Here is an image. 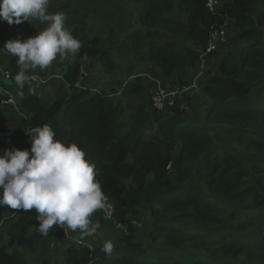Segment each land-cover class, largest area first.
Instances as JSON below:
<instances>
[{
    "label": "trees",
    "instance_id": "trees-1",
    "mask_svg": "<svg viewBox=\"0 0 264 264\" xmlns=\"http://www.w3.org/2000/svg\"><path fill=\"white\" fill-rule=\"evenodd\" d=\"M208 2L50 0L82 47L66 70L53 63L41 74L69 91L49 98L40 94L49 81L31 94L5 80L0 101L13 96L18 109H0V132L14 128L4 144L0 136V156L30 150L27 132L49 125L95 165L114 211L97 210L99 219L123 232L75 238L54 226L43 236L35 209L3 206L0 264H264V0H219L213 11ZM46 27L0 20V49ZM223 28L226 51L203 55ZM17 59L0 54V67L17 74ZM212 61L216 69L202 70ZM159 80L190 90L161 110ZM108 240L111 255L101 250Z\"/></svg>",
    "mask_w": 264,
    "mask_h": 264
},
{
    "label": "clouds",
    "instance_id": "clouds-1",
    "mask_svg": "<svg viewBox=\"0 0 264 264\" xmlns=\"http://www.w3.org/2000/svg\"><path fill=\"white\" fill-rule=\"evenodd\" d=\"M49 5L50 0H0V20L9 25L33 20L47 25L33 37L8 40L0 49V54L18 58L15 82L20 89L29 85L31 94H36L38 85L33 86L35 77L30 72L37 68L44 71L57 58L64 61L82 47L81 41L66 27V14L49 13ZM0 94L7 95L2 90ZM6 106L18 109V105ZM27 134L30 150L12 149L0 156V207L25 212L35 209L39 221L37 231L43 236L54 226L64 231L79 230L82 237L95 236L101 225L91 217L109 205L96 179L95 165L78 144H65L56 139V132L47 124L34 127ZM20 143L26 147V137ZM17 213L21 212L11 214ZM101 250L111 255L114 243L105 241Z\"/></svg>",
    "mask_w": 264,
    "mask_h": 264
},
{
    "label": "rangeland",
    "instance_id": "rangeland-1",
    "mask_svg": "<svg viewBox=\"0 0 264 264\" xmlns=\"http://www.w3.org/2000/svg\"><path fill=\"white\" fill-rule=\"evenodd\" d=\"M64 8H68L69 6L67 5V4H65L64 6H63ZM62 13L64 12V10H63V8L60 10ZM90 26H92V24L90 23ZM39 31H42V30H37V31H30L29 33L27 32V31H24V33H20V35H18V36H21V37H23L24 39H27V38H29V37H33V36H35V35H37L38 33L37 32H39ZM227 32H228V28H227ZM31 34V36H28V35H30ZM233 34H236L235 33V30L233 29ZM229 35L231 36L232 35V32L230 33V31H229ZM232 37V36H231ZM229 39H230V37H229ZM227 42V40L224 42V43H222V44H220V45H218V48H222V49H224V51H226V49H227V47L228 46H224L223 44H225ZM225 47V48H224ZM73 59H76V55H69V57H68V59H66V60H64V61H60L59 60V58H57V60L56 61H54L53 63H58V64H62L61 65V71H64V70H66V68H67V64H69ZM148 63L147 62H144L143 64H141V68H140V71H144V68L146 67V65H147ZM216 66H217V62H215V61H212V63L210 64V65H203L202 66V70L204 69H206V68H215L216 69ZM119 67H122L121 65H119ZM52 69V65L48 68L50 71H51V69ZM60 68V67H59ZM58 68V69H59ZM150 69V68H149ZM45 71V70H44ZM44 71H41L40 69H38V72L41 74V72H43V74H44ZM152 71V70H151ZM98 72V71H97ZM85 74H86V70H85ZM42 75V74H41ZM52 74H48V76H51ZM57 75V74H56ZM59 75V74H58ZM148 75H152V73H150V74H148ZM156 75H159V74H156ZM152 76H155V75H152ZM57 77V76H56ZM102 77L105 79V80H107V74H103L102 75ZM156 77H159V78H161L160 76H156ZM52 79V78H51ZM50 80V79H49ZM159 87H161L162 85H164L165 87H166V85L165 84H163L162 83V80H159ZM162 83V84H161ZM63 84H62V82H60V80H58L57 78H55L54 79V77H53V79L51 80V81H49V83H48V85L47 86H45V88H43V90H41V95L42 96H44V97H49V98H54V94H57L58 92L60 93V92H62L63 94H65V93H67L68 91H69V89L67 88V87H63L62 86ZM0 109H4V110H11L12 109V107H8V106H6L5 104H3V103H1L0 102ZM14 109V108H13ZM10 112V111H9ZM13 131H14V128H13V126H6L4 129H2V131L0 132V136H1V140H2V144L4 143V142H6V140L8 139V138H10V136H11V134L13 133ZM19 142H22V138L19 140ZM4 207H6L7 209H8V212H10V213H12V212H25V211H23V210H19V211H17V210H13V209H10V208H8L7 206H4ZM27 212H30V210L29 211H27ZM103 214L105 215V211H103ZM101 216H103V215H101ZM104 217V216H103ZM106 217L107 218H110V214H109V212H107L106 213ZM105 218V217H104ZM104 218H103V221H101L100 219H99V211H97V212H95L93 215H92V217H91V219L93 220V222H95V221H99V223H100V225H101V227L98 229V231H97V234L95 235V236H91L92 238H97L98 236H99V234H102V232H103V236H105L106 234H109L110 236L109 237H111V235H114L115 237H119L121 234H122V232H123V228H122V226H120V224L119 225H117L116 223L114 224L113 222H109L110 221V219H107V218H105L106 220H108V221H106V220H104ZM60 231H61V229H60ZM70 233H71V230H70ZM74 234H72L73 236L72 237H75L76 238V236L78 235V234H81L80 232H79V230H77V231H75V232H73ZM71 235V234H70ZM61 237L63 238V239H66V238H64L62 235H61ZM66 241H68L67 239H66ZM81 241V240H80ZM57 244H58V242H57ZM57 244H54V248H56V249H54V251H53V254H54V256L55 257H57L58 256V253H57V249H59V247H58V245ZM51 261L49 262V264H55L54 263V260H52V259H50Z\"/></svg>",
    "mask_w": 264,
    "mask_h": 264
},
{
    "label": "built area",
    "instance_id": "built-area-1",
    "mask_svg": "<svg viewBox=\"0 0 264 264\" xmlns=\"http://www.w3.org/2000/svg\"><path fill=\"white\" fill-rule=\"evenodd\" d=\"M217 3H218V0H209L208 6L212 10H214ZM227 34H228L227 28H223L221 30H218V29L214 30L211 33V38H210L208 48L203 55L216 50L218 48V45L224 43L227 40ZM15 75L16 74L12 73L11 71L0 67V90L7 93V90L4 87L2 82L6 80L8 82L16 84L15 79H14ZM29 75L34 76L35 80L33 81V83H38V84H44L50 81L49 79L51 77V76L43 77L40 73H29ZM57 77L60 78V75H57ZM188 90H190V87H186V88L177 87V88H170L169 90H166L165 87L161 86L159 89V92L154 97V100L156 102L155 105L157 108L163 110L168 103L170 105H174L176 103V99H178L184 92ZM1 103L5 105H11V106L18 105V102L14 99L13 96H10L8 98H2ZM103 210L105 211V216H106V213L109 212L110 218H113L114 211L111 205H106V207ZM84 264H92V262H86Z\"/></svg>",
    "mask_w": 264,
    "mask_h": 264
}]
</instances>
